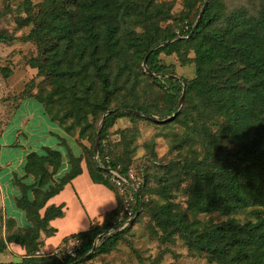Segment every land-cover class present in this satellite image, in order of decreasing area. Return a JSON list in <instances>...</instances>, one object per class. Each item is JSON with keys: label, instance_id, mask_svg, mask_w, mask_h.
<instances>
[{"label": "rangeland", "instance_id": "1", "mask_svg": "<svg viewBox=\"0 0 264 264\" xmlns=\"http://www.w3.org/2000/svg\"><path fill=\"white\" fill-rule=\"evenodd\" d=\"M135 1L137 7H146L149 14H154L146 18L138 10L120 21L116 53L111 54L98 41L97 59L100 63L106 61L104 72L109 92L105 94L92 72L87 41L67 44L28 38L34 15L44 0H0V34L9 39L0 43V145L5 146L0 148V162L14 160L25 152L46 156L42 161L33 157L27 168L28 172L38 174L40 182H45L56 163L55 156L46 148L59 150L58 142L65 148L75 145L96 161L98 157L92 156V151L99 129L104 160L120 166L128 186L110 224L113 228L93 241L94 247H98L105 235L106 247L81 264H216L208 254L188 249L180 228L192 238H204L210 228L222 223H230L236 231L264 219V172L257 164H246L239 140L228 136L230 125L235 124L244 137L242 140H247L252 116L264 117V102L261 97L255 98L250 105L252 93L237 80L232 88L237 99L235 107L243 109L249 105L252 110L244 118L237 116L230 121L216 107L205 104L206 94L177 92L176 85L163 80L156 83L152 78L157 77L150 76L142 65L145 43L155 49L159 39L194 24L206 0ZM208 5L216 14L207 21V31L242 33L250 21L264 22V0H209ZM239 39L261 41V36L256 40L249 35ZM198 40L203 41L199 37L188 42L183 36L168 42L166 51L157 56V64L166 75L185 81L193 79V44ZM49 42L57 43V47L52 49ZM53 59L57 61L54 75L48 72ZM35 61L42 66L41 72L37 71ZM235 77L241 78L238 73ZM231 91L218 84L216 96L222 102L229 101ZM113 108L118 111L112 123L99 128L105 117L103 109ZM126 108L142 109L148 116L131 114ZM184 163L198 172L234 166L238 169L233 177L235 184L245 197H255L257 203L226 212L217 202L212 210L202 212L195 197L205 206L212 201L213 192ZM226 177L214 175L211 183L222 189ZM136 191L140 206L133 214ZM222 194L231 201L223 189ZM56 221L60 232L62 221ZM1 227L3 221V244L7 240ZM33 249L36 248L19 257L1 250L0 264L35 263Z\"/></svg>", "mask_w": 264, "mask_h": 264}, {"label": "trees", "instance_id": "2", "mask_svg": "<svg viewBox=\"0 0 264 264\" xmlns=\"http://www.w3.org/2000/svg\"><path fill=\"white\" fill-rule=\"evenodd\" d=\"M138 10L146 18L154 14V12H150L149 14L146 7H142V9L137 7L135 0H44L42 5H40V10L34 15L28 38L32 41H66L67 44L70 41H87L91 47L89 62L92 72L100 81L105 94H107L109 92L107 89L108 77L104 72L106 61L100 63L97 59L98 41H102V45L111 54L116 53V32L120 21L123 18H127L131 13L136 14ZM215 14L216 10L207 3L202 12L201 19L195 28H193L194 24H191L178 34L170 33L164 36L159 39L156 45L159 47L155 49L154 47L149 48L147 43H145L143 62L146 72L152 77H157L156 79L152 78L156 83H160L163 80L176 85L177 92L188 93L193 91L206 94L205 104L207 106L216 107L218 112L230 117V121H234L237 116L244 118L245 114L252 110L249 105H246L243 109L235 107L237 99L232 88H235L237 80L252 93V97L248 101L250 105L255 98L261 97L262 102H264V22L262 20L250 21L245 26L247 29L242 33L225 32L222 29L218 31L205 30L207 21L214 18ZM74 24H76L75 29L73 28ZM245 35H249L255 40L260 35L261 41H240L239 38L245 37ZM183 36L186 37L188 42H192V40L199 37L203 40L195 41L193 44V50L196 54L195 77L189 81L166 75L163 68L157 64V56L166 51L169 46L167 43ZM8 40L4 34H0V43H5ZM49 44H51L52 49L57 47V43L55 42H49L47 45ZM54 55L55 51H52L51 56L53 58ZM56 63L57 61L53 59L51 65L48 67L50 74H55ZM35 64L37 71L41 72L42 66L37 61H35ZM235 73H238L241 78H236ZM218 84L219 87L227 86L228 90H232L227 98L229 101L225 99L222 102L216 96ZM117 110V108H113L111 111L103 109V114L107 113V115L103 117L101 128H105L112 123ZM125 111H130L131 114L136 113L148 116L139 108L131 110L126 108ZM252 118L253 122L249 126L247 140H242L244 137L235 124L230 125L228 136L233 140H239L240 146L244 148L242 156L245 160L244 162L250 165L257 164L260 170L264 172V117L252 116ZM101 141L102 132L98 135L97 149L92 151V156L95 154L98 160H91V162L97 168L100 165L104 170L116 171L123 176V171L119 169V165L112 161L104 160ZM46 150L55 156L56 163L50 173V178L46 179L45 182H40L38 174L28 172L27 168L30 167L29 163L33 157L42 161L46 159V156H36L34 153H29L25 157V174L34 178L33 186H35V189L31 202H29L27 195L28 188L16 181L21 194L20 198L16 201V206L19 209L27 210V216H29V213L34 214L33 219H30L34 229L41 224L35 216L36 211L41 209L45 201L55 195L61 186L78 172L77 160L71 156L68 147H66L65 154L71 168L65 176L54 180V176L61 165L62 155L59 150H50L49 148H46ZM44 153L46 155L45 151ZM87 158L89 157L87 156ZM184 167L190 173H195L200 179H204L209 189L213 192L212 201H208L205 206L200 203L198 196L195 197V204L202 212L203 210H212L217 202H219L222 210L226 212L243 208L248 203L252 205L257 203L255 197H245L241 193L233 178L238 174V169L230 164L227 166L223 165L222 167H211L210 170L205 172H198L189 163H184ZM222 174L228 176L222 184V189L229 195L231 201H228L224 194H222V189L211 183L214 175ZM135 195L137 200L135 201L133 214L137 212L140 206L137 191ZM25 206H27V209ZM51 214L56 215L57 211L52 208L45 210L43 219L49 217ZM110 228L113 227L109 224L100 230H91L81 234L79 236L80 250L74 260L59 262L54 259H38L33 256L35 263L31 264H81L95 251L106 247L105 242L108 239H105V235L100 238L101 243L98 247L92 248V244L98 235L105 233ZM180 229V232L185 235L188 249L196 248L208 254L211 256V259L215 260L216 264H264V219H260L252 225L237 228L236 231L232 229L230 223H222L210 228L205 233L204 238H192L189 233L185 232L183 227ZM27 234H31V231H27ZM211 239L217 242V244L215 242L212 243ZM32 247L36 248L32 250L35 253L39 246L34 244ZM32 247L29 248L27 253L31 251ZM3 249L4 243L0 244V251Z\"/></svg>", "mask_w": 264, "mask_h": 264}, {"label": "crops", "instance_id": "3", "mask_svg": "<svg viewBox=\"0 0 264 264\" xmlns=\"http://www.w3.org/2000/svg\"><path fill=\"white\" fill-rule=\"evenodd\" d=\"M3 147L5 146L0 145L1 149ZM56 147L60 148L62 159L54 180L65 176L71 168L65 147L59 142ZM68 149L71 156L77 160L78 172L36 211L35 216L41 224L35 229L30 220L34 214L29 213L27 216V210L16 206V201L21 196L16 181L28 188L29 202L33 198L34 178L24 171L25 157L30 152H25L14 160L0 162V223L4 222L1 231L5 233L7 240L3 249L6 253L13 252L15 257L23 256L34 244L39 246L38 249L51 250L68 237L79 239L81 234L112 224L122 197L113 186L108 170H104L100 165L98 168L94 166L80 147L73 145ZM1 170H4L2 174ZM65 190L68 191L63 198ZM25 208L27 209V206ZM50 208L55 209L57 214L43 219L45 210ZM67 213L70 214L69 217ZM56 220L62 221L60 232L59 227L54 224ZM27 231H31V234H27Z\"/></svg>", "mask_w": 264, "mask_h": 264}, {"label": "built area", "instance_id": "4", "mask_svg": "<svg viewBox=\"0 0 264 264\" xmlns=\"http://www.w3.org/2000/svg\"><path fill=\"white\" fill-rule=\"evenodd\" d=\"M108 174L111 177V182L119 195L124 198L125 187L128 186L127 179L124 176H121L116 171L108 170ZM80 242L77 237H68L66 238L58 247L51 250H44L39 248L35 253L34 257L38 259H50L56 260L59 262L65 260H74L79 253Z\"/></svg>", "mask_w": 264, "mask_h": 264}, {"label": "water", "instance_id": "5", "mask_svg": "<svg viewBox=\"0 0 264 264\" xmlns=\"http://www.w3.org/2000/svg\"><path fill=\"white\" fill-rule=\"evenodd\" d=\"M208 1H209V0H206V1L203 3L202 8H201V10H200V12H199V14H198V17H197V19H196V21H195V23H194V27H193V28H195V27L198 25V22H199V20H200V18H201L202 12H203V10H204L206 4L208 3ZM142 65H144V62H143ZM145 71H146V68H145ZM182 89H183V88H182ZM181 98H182V94L180 95V97H179V99H178V106H179V104H180V102H181ZM117 111H118V110H117ZM105 115H107V113H106ZM105 115H104V116H105ZM145 117H147V116H145ZM102 122H103V118L100 120L99 128H101V126H102ZM98 135H99V129L97 130V132H96V136H95L94 150L97 149ZM94 246H95V243H93L92 248H94Z\"/></svg>", "mask_w": 264, "mask_h": 264}]
</instances>
